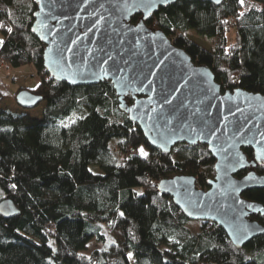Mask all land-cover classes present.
<instances>
[{
	"label": "trees",
	"instance_id": "16d2710c",
	"mask_svg": "<svg viewBox=\"0 0 264 264\" xmlns=\"http://www.w3.org/2000/svg\"><path fill=\"white\" fill-rule=\"evenodd\" d=\"M36 10L34 0H0V61L15 69L34 64L40 82L28 88L42 97L35 107L45 102L34 117L2 107L0 91V200L12 198L21 211L0 215V264H264V234L237 248L215 222L186 217L158 186L191 175L208 189L216 175L208 146L178 143L165 154L120 108L111 81H55L31 31ZM147 24L209 66L223 91L264 94V0H178ZM190 32L214 47L194 42ZM244 152L254 159L251 147ZM255 170L264 174V164ZM243 196L264 204V188ZM251 218L264 224L260 215ZM103 230L114 238L110 245L84 252L93 238L105 240Z\"/></svg>",
	"mask_w": 264,
	"mask_h": 264
},
{
	"label": "water",
	"instance_id": "95a60500",
	"mask_svg": "<svg viewBox=\"0 0 264 264\" xmlns=\"http://www.w3.org/2000/svg\"><path fill=\"white\" fill-rule=\"evenodd\" d=\"M177 1L34 0L31 31L44 45V66L55 81L72 86L111 81L120 108L151 146L165 154L178 143L208 146L216 159L208 189L200 188L191 175L164 178L158 186L186 217L215 222L235 247L242 248L264 234V224L251 218L264 217V204L243 196L248 189L264 188V174L255 170L264 164L256 159L264 154V94L240 88L223 91L209 66L196 64L162 29L148 26L160 7ZM151 3L155 7L145 6ZM137 14H142L140 19L132 22ZM16 100L28 109L42 97L24 89ZM247 147L254 150L253 160L244 152ZM20 213L12 198L0 200L4 218ZM244 227L249 230L246 238L238 231Z\"/></svg>",
	"mask_w": 264,
	"mask_h": 264
},
{
	"label": "rangeland",
	"instance_id": "374dc122",
	"mask_svg": "<svg viewBox=\"0 0 264 264\" xmlns=\"http://www.w3.org/2000/svg\"><path fill=\"white\" fill-rule=\"evenodd\" d=\"M235 33H236L235 29H231V31L228 34L230 41L231 40L235 41V37H236ZM189 35L194 42L200 44L201 46L209 50L214 47L213 40L201 37L197 35L195 32H190ZM0 38H1V34H0ZM0 64H1L0 69L2 68V71L0 72V91L4 93L6 96L4 101L1 103V106L11 110L22 111V108L17 103L16 96L20 91L24 89H29L28 87L31 86H36L37 85L36 82L38 83L40 82V76L37 72L36 66L34 64H27L20 69L19 68L15 69L14 67L5 65L2 61H0ZM19 88L20 91L17 92ZM44 104L45 102L41 103L39 106L35 108H29L27 110L34 117H41ZM190 226L192 227L193 230H195L197 229L198 224L194 223L191 224ZM103 234L105 235V240L103 239L97 241L96 238H93L89 242L88 249L85 250L84 252L90 253L95 248H100V249L107 248L110 245V243L114 240V238L106 230H103ZM130 258L131 261H134L132 255H130Z\"/></svg>",
	"mask_w": 264,
	"mask_h": 264
},
{
	"label": "snow or ice",
	"instance_id": "6c2138e0",
	"mask_svg": "<svg viewBox=\"0 0 264 264\" xmlns=\"http://www.w3.org/2000/svg\"><path fill=\"white\" fill-rule=\"evenodd\" d=\"M167 2H168V0H161V3H167ZM240 3L243 4L244 3V0H240ZM145 6L146 7H155V4L154 3H151V4L145 5ZM9 31H11V29H9ZM153 143H155V141H153ZM139 151H140L141 155H143L145 157L148 155V153H146L143 150V148H141ZM256 159H258V160H264V154L258 153ZM234 163L235 164H239L241 167L244 166L243 165V162L240 159H235ZM246 179H254V177H248ZM13 187H15V185H13ZM236 203L243 205L244 202L243 201H236ZM248 207L251 208L253 206L252 205H248ZM260 211H264V209H261ZM241 214H246V213H243L242 210H241ZM238 231H242L244 233V238H246L249 230H248L247 227H244L242 229H238Z\"/></svg>",
	"mask_w": 264,
	"mask_h": 264
},
{
	"label": "crops",
	"instance_id": "0c3cea01",
	"mask_svg": "<svg viewBox=\"0 0 264 264\" xmlns=\"http://www.w3.org/2000/svg\"><path fill=\"white\" fill-rule=\"evenodd\" d=\"M31 73H33V72H31ZM32 75H33V74H32ZM24 83H25V82H24ZM27 83H29V82H27ZM36 84H38V82H36ZM36 84H35V85H36ZM31 87H32V86H31Z\"/></svg>",
	"mask_w": 264,
	"mask_h": 264
},
{
	"label": "built area",
	"instance_id": "2783aa9c",
	"mask_svg": "<svg viewBox=\"0 0 264 264\" xmlns=\"http://www.w3.org/2000/svg\"><path fill=\"white\" fill-rule=\"evenodd\" d=\"M0 65H1V64H0ZM208 221H209V220H208ZM209 222H211V223H212L213 221H209Z\"/></svg>",
	"mask_w": 264,
	"mask_h": 264
}]
</instances>
